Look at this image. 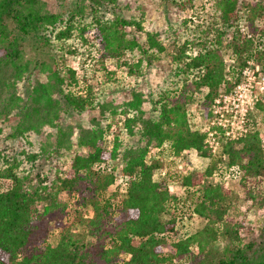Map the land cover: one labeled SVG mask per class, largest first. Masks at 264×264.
Here are the masks:
<instances>
[{"label": "trees", "instance_id": "obj_1", "mask_svg": "<svg viewBox=\"0 0 264 264\" xmlns=\"http://www.w3.org/2000/svg\"><path fill=\"white\" fill-rule=\"evenodd\" d=\"M191 1L173 0L180 7ZM208 2L211 17L182 20L191 37L180 38L182 29L176 27L145 29L143 13L125 17L111 11L106 16V6L116 7V0H72L57 13L45 11L39 0H0V116L14 122L11 142L29 139L44 126L54 130L38 165L37 155L30 162L23 156L26 151L15 150L18 144L0 148V264H264V223L255 235L244 218L228 216L232 190L220 180L208 182L227 173L228 181L245 191L247 205L264 211L260 131L224 142L226 157L216 159L205 132L189 125L186 103L178 99L191 100L187 87L177 90V97L174 91L159 92L153 102L157 118L147 122L141 118L139 94L128 102L135 115L125 113L126 129L132 132L142 122L143 145L123 147L119 134L106 137L96 126L81 129L73 146L67 124L57 122V109L79 115L93 107L98 99L93 80L104 84L120 72L138 78L162 55L171 59L183 81L191 75L194 87L204 89L206 114L225 83L224 47L237 60V68L229 72L234 81L249 59L264 73V0ZM241 18L250 37L242 33ZM259 18L261 26L255 24ZM47 31L54 32L63 53L81 61L83 89L75 69L61 66L53 55L47 61L25 59L26 42L45 37ZM138 32L145 34L144 40ZM107 59L115 70L106 66ZM256 107L264 112V103ZM152 142L159 152L167 148L168 158L147 160ZM191 149L209 159L203 172L166 170L153 179L155 169L167 167L162 159L174 163ZM119 175L127 177L123 188ZM176 181L180 189L196 193L189 211L204 219L199 229L182 237L176 236L180 196L168 188ZM52 228L58 231L53 245L47 240Z\"/></svg>", "mask_w": 264, "mask_h": 264}, {"label": "rangeland", "instance_id": "obj_2", "mask_svg": "<svg viewBox=\"0 0 264 264\" xmlns=\"http://www.w3.org/2000/svg\"><path fill=\"white\" fill-rule=\"evenodd\" d=\"M41 3H44V9L48 12H61L66 10L72 0H39ZM117 6L112 5L106 6L108 12L106 16H109L112 12H117L122 16H140L141 13L143 19V25L147 30H168L169 27H176L182 29L180 38L186 36L190 38L189 32L186 28H182V20L189 19L193 22H200L202 20H208L212 15V7L208 0H192L191 2H186L182 7L174 4L173 0H116ZM110 13V14H109ZM246 23V26H245ZM261 18L255 21L257 26H261ZM240 27L242 28V33L246 35L249 33L247 30L248 24L244 18L239 20ZM137 35L141 40H144L145 34L139 32ZM45 37H35L36 41L32 39L26 42V54L25 59L30 58L37 61H47L50 58V55H53L58 61V63L63 66L67 65L72 67L76 71V75L79 76L80 84L79 90L83 89V83L81 81V76L84 73L82 63L78 57L73 56L69 53H63L60 49V42H56L54 38V32L47 31L45 32ZM226 43H229V40H225ZM196 48H193L192 54L196 53ZM223 64H224V73L225 83L222 84L217 91L229 90L233 88L235 83L241 80L240 73L238 74V80L234 81V78L229 75L233 69L237 68V60L232 56V51L229 47H224L222 50ZM250 61V59H249ZM255 63V61L252 60ZM237 64V65H236ZM259 64V63H258ZM106 66L115 70L116 65L111 59L106 60ZM260 66V64H259ZM229 69V70H226ZM242 68L239 69V72ZM260 71L261 70L260 67ZM88 74V73H86ZM190 78H186V82L181 79V75L176 74V69L171 59L167 55H162L159 60L154 62L147 71L144 72L138 78H132L126 76L123 73H118L116 75V80L99 84L98 82H93V89L98 95V99L93 107L80 113L79 115L74 114L73 112L62 113V110L57 109L58 117L57 122L63 120L67 124V128L70 133L72 145H76L77 137L81 129L89 130L92 127H101L104 131L107 132V125L110 123V128L108 132H104L106 137L114 136L116 133L119 134L123 147L135 146L136 144L143 145L145 139L140 135V127L142 122L138 121L133 125V131L130 132L125 124V113L129 115H135L134 110L130 109L127 104L130 101H133L135 94H139L140 99L142 100L140 105V110L142 111L141 118L144 122H147L150 119L157 118V111L153 102L156 101L159 92L164 90L174 91V96L177 97L176 91H182V88L187 87L188 92L192 94L191 100H183L184 98L178 97L180 102L185 101V110L187 115V121L189 125L193 128H198L200 131L206 132L207 128L211 126V121L208 118L209 108L207 109L208 113H205V108L201 105L202 96L204 95V89L200 88L199 90L194 87ZM185 82V84H184ZM230 83V86L227 84ZM184 84V85H183ZM16 87L11 88L13 90L17 89ZM28 86V84L26 85ZM186 88V89H187ZM215 94V96L217 95ZM24 94H29L24 92ZM214 96V97H215ZM214 99V98H213ZM263 103V102H260ZM211 104V103H210ZM113 111L115 113H113ZM115 115H113V114ZM118 121V130L117 124ZM252 124L257 129L255 131H260L261 137L264 139V112L260 111L258 108L253 112L251 117ZM14 122L8 124L5 117L0 116V148L6 149L13 145V143L18 144L16 147L17 150L26 151L24 158L26 161L31 162L32 154L37 155L38 159L34 162L38 165L44 159L41 151L44 147H49L51 141H53L54 130H49L46 126L40 128V132L32 131L33 135L27 138H20L14 142H11L10 135H12L11 127ZM122 127V129H121ZM211 129V128H209ZM253 132V131H252ZM206 134V133H205ZM207 136V135H206ZM205 136V139L207 138ZM204 139V141H205ZM217 139L219 140V147L209 146L212 152V156L216 159H224L225 154L222 153V144L224 139L220 137V134L217 133ZM139 141L141 143H139ZM214 150V152H213ZM169 150L165 148L163 151L159 152L154 142L148 146V153L146 155L147 160L153 159L154 157H167ZM40 154V155H39ZM42 154V156H41ZM31 156V157H30ZM168 158V157H167ZM166 160V168L161 167L157 168L153 172V179L158 180L163 176L166 170L170 171H181L190 172L194 174L195 172H203L206 165L208 164L209 159L203 158L197 154L193 149L189 150L182 158L175 159L172 163L169 159ZM55 161V159L53 160ZM118 161V160H116ZM219 161V160H218ZM220 162V161H219ZM223 162V161H222ZM222 164V163H221ZM220 164V165H221ZM226 175L222 173V176H212L208 178V182L215 183L216 180H220V184L223 187L230 188L232 190V198L230 206L228 208V216L234 218H244L247 224L251 225L255 231V235L259 232V226L264 223V211L258 206H249L245 201V191L237 187V185H232L231 182L225 180ZM119 177H121L119 175ZM180 181L171 182L168 185L170 193H179L180 201L178 203V213L180 216L179 223H177V237H182L184 235L193 233L196 229H199L203 223L204 219L197 215L190 214V203L196 200V193H191V190L185 191L184 189L179 188ZM89 211V210H88ZM87 213V212H86ZM75 227V226H74ZM173 236L172 238H175ZM58 239V231L55 228H52L47 235V240L52 245L56 243ZM220 246V244H218ZM192 249H195L192 247ZM164 251H168V247H164Z\"/></svg>", "mask_w": 264, "mask_h": 264}, {"label": "built area", "instance_id": "obj_3", "mask_svg": "<svg viewBox=\"0 0 264 264\" xmlns=\"http://www.w3.org/2000/svg\"><path fill=\"white\" fill-rule=\"evenodd\" d=\"M246 35L251 36L250 32ZM240 75L241 80L235 83L233 88L219 91L210 104L208 118L212 125L205 132L207 135L205 142L213 148L219 147L217 133L226 142L257 130L252 124L251 117L257 109V103H264V73L260 71L258 63L248 60L240 70ZM225 175L224 178L227 180L228 174ZM120 179L123 188L127 185V177Z\"/></svg>", "mask_w": 264, "mask_h": 264}]
</instances>
